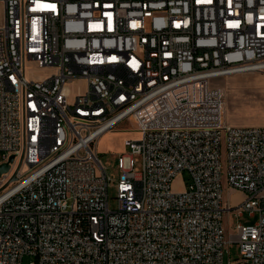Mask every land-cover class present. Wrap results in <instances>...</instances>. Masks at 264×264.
I'll list each match as a JSON object with an SVG mask.
<instances>
[{"label": "built area", "instance_id": "2783aa9c", "mask_svg": "<svg viewBox=\"0 0 264 264\" xmlns=\"http://www.w3.org/2000/svg\"><path fill=\"white\" fill-rule=\"evenodd\" d=\"M2 9L0 165L15 159L0 176V264H224L234 243L228 264H264V127L226 126L212 83L264 74V0ZM27 62L48 72L28 77ZM127 120L138 138L119 154L112 209L97 144ZM225 188L244 199L225 207ZM244 212L258 219L227 233L225 214Z\"/></svg>", "mask_w": 264, "mask_h": 264}, {"label": "rangeland", "instance_id": "374dc122", "mask_svg": "<svg viewBox=\"0 0 264 264\" xmlns=\"http://www.w3.org/2000/svg\"><path fill=\"white\" fill-rule=\"evenodd\" d=\"M4 10L0 12V24L4 22ZM26 72L28 77H39L43 72H48L47 69H40L34 63L27 62ZM215 86H219L224 92L225 109H223V122L224 124L236 125L237 127H259L254 124L257 122L264 123V74L251 73L237 76H230L215 80L212 82ZM253 85L255 89H252ZM85 83L79 81L71 85L72 96L79 91L85 90ZM138 138L136 124L127 120L116 129L107 132L103 135L97 144V152L99 153L101 163L106 167L108 175L112 178L110 188V204L111 208H116V185L120 177V171L117 168L118 158L120 153H129L130 150L125 146L126 140H135ZM3 160L0 153V161ZM136 167L141 169V157L135 156ZM17 168V167H16ZM14 169V171L16 170ZM98 174L101 171L98 168ZM189 181V175L184 172L178 176L173 183V189L176 192L184 190L185 185ZM244 199L243 194L237 193L234 190L229 191L226 188L223 191V204L225 207L228 205L237 206ZM258 216H251L248 212L241 215L238 214H225L224 225L227 233L233 234L234 227L237 223L254 224ZM229 255L232 260L239 257V245L234 243L224 256V264H228ZM33 261L30 257H25L24 264H29Z\"/></svg>", "mask_w": 264, "mask_h": 264}, {"label": "water", "instance_id": "95a60500", "mask_svg": "<svg viewBox=\"0 0 264 264\" xmlns=\"http://www.w3.org/2000/svg\"><path fill=\"white\" fill-rule=\"evenodd\" d=\"M14 159H15V157L12 156L9 159V163H5V164L0 165V176H2V174H5V173H7V172L10 171V169H11V163L14 162ZM21 162L22 161H20V163H19V165H18L15 173L13 174L12 178L10 179L9 183L10 182H14L16 180V174H17V172H18V170L20 168Z\"/></svg>", "mask_w": 264, "mask_h": 264}, {"label": "crops", "instance_id": "0c3cea01", "mask_svg": "<svg viewBox=\"0 0 264 264\" xmlns=\"http://www.w3.org/2000/svg\"><path fill=\"white\" fill-rule=\"evenodd\" d=\"M247 74H251V73H247ZM241 75H244V74H241ZM246 75V74H245ZM235 76H237V75H235ZM248 86H251L252 87V89H255L256 90V88L253 86V85H249L248 84ZM231 126H236V125H233V124H230ZM255 126H259V127H264V123H260V122H257V123H255L254 124ZM229 191H232V190H229ZM235 192H237V193H241V192H238V191H235ZM242 194V193H241ZM244 196V195H243Z\"/></svg>", "mask_w": 264, "mask_h": 264}, {"label": "bare ground", "instance_id": "6f19581e", "mask_svg": "<svg viewBox=\"0 0 264 264\" xmlns=\"http://www.w3.org/2000/svg\"><path fill=\"white\" fill-rule=\"evenodd\" d=\"M224 109H225V100H224V107H223ZM22 169L24 170L25 169V167H22Z\"/></svg>", "mask_w": 264, "mask_h": 264}]
</instances>
